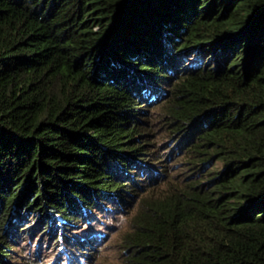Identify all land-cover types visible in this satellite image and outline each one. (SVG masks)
Returning <instances> with one entry per match:
<instances>
[{"label":"trees","instance_id":"obj_1","mask_svg":"<svg viewBox=\"0 0 264 264\" xmlns=\"http://www.w3.org/2000/svg\"><path fill=\"white\" fill-rule=\"evenodd\" d=\"M62 255L264 264V0H0V264Z\"/></svg>","mask_w":264,"mask_h":264},{"label":"rangeland","instance_id":"obj_2","mask_svg":"<svg viewBox=\"0 0 264 264\" xmlns=\"http://www.w3.org/2000/svg\"><path fill=\"white\" fill-rule=\"evenodd\" d=\"M121 217H123L124 219L123 220H121V221H126V219H127V217H126V214L125 215H120ZM100 219H105L103 216H101V218ZM108 219V218H107ZM115 221L117 222L118 220H114V218L113 219H111V221L109 222V224L110 225H113L114 223H115ZM103 222H102V220H96L95 222H94V224H96L97 225V227H102L103 229H105L104 228V225L102 224ZM23 226H25V225H23ZM41 231H43V230H41ZM40 231V232H41ZM118 234V233H117ZM117 234H115V236L117 235ZM38 238V237H37ZM36 238V239H37ZM113 240H115V238H113V235H112V237L110 238V240H109V243L110 242H112ZM108 241V240H107ZM37 242V241H36ZM42 244V243H41ZM51 244H46V245H42V247H40V252L42 253V254H44V255H46V257H47V260L49 261L51 258H53L55 255L57 256L58 254H56V252H54L53 250H55V249H52V246H50ZM50 249H52V250H50ZM104 250H105V247L103 246V248H100V252L98 253V256H99V258L101 257V255L103 254V252H104ZM33 252L34 253H37V250H36V248L34 247V250H33ZM59 257V256H58ZM60 259H62L63 261H62V264H68V262H67V260L65 259V257L62 255V256H60L59 257Z\"/></svg>","mask_w":264,"mask_h":264}]
</instances>
